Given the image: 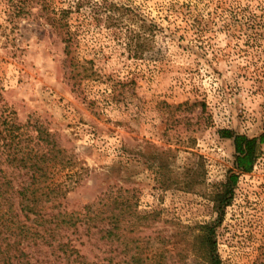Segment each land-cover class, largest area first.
Instances as JSON below:
<instances>
[{
    "label": "rangeland",
    "instance_id": "374dc122",
    "mask_svg": "<svg viewBox=\"0 0 264 264\" xmlns=\"http://www.w3.org/2000/svg\"><path fill=\"white\" fill-rule=\"evenodd\" d=\"M118 7L143 19L140 57L125 48L138 29L129 10L117 22L94 17ZM0 113L22 140L39 123L73 155L75 166L56 165L49 179L68 187V209L120 188L137 210L161 212L133 233L142 241L173 223L215 220L208 194L233 159L217 130L264 135V0H0ZM169 169L179 180L187 172L190 188L160 186ZM73 242L89 260L102 255L87 235ZM216 243L221 264H264V141Z\"/></svg>",
    "mask_w": 264,
    "mask_h": 264
},
{
    "label": "trees",
    "instance_id": "16d2710c",
    "mask_svg": "<svg viewBox=\"0 0 264 264\" xmlns=\"http://www.w3.org/2000/svg\"><path fill=\"white\" fill-rule=\"evenodd\" d=\"M118 8H111L108 13L97 9L94 17L98 19L103 14L106 20L117 22L121 19L118 10H129L126 17L138 29L127 36L125 48L133 57H140L146 48L140 31L143 19L139 17L137 24L134 12ZM151 31L153 35L152 27ZM13 122L0 113V163L6 166H0V264H37L35 253L45 256L41 262L49 264H221L216 226L232 201L239 175L251 172L261 155L263 134L249 136L219 128L218 135L231 140L233 159L225 179L208 194L217 218L193 225L173 223L171 229L157 228L152 237L148 235L142 241L133 233L161 221L160 210H137L136 201L130 194H120V188L96 207L88 205L83 211L68 209L64 201L68 187L50 183L49 179L52 167L75 166L73 155L66 154L54 135L41 124H33L32 140H22L20 133H15L20 126ZM163 153L166 152H158ZM156 167L158 172L160 165ZM169 171L160 186L178 184L184 190L190 188L187 172L179 180L173 170ZM81 234L98 246L102 254L97 256L99 259L89 260L76 247L73 240ZM121 253L124 259L119 257Z\"/></svg>",
    "mask_w": 264,
    "mask_h": 264
}]
</instances>
